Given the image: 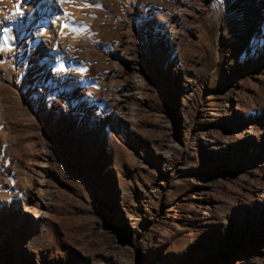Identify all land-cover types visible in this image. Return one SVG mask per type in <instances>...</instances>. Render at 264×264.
Returning a JSON list of instances; mask_svg holds the SVG:
<instances>
[{
	"label": "rangeland",
	"instance_id": "1",
	"mask_svg": "<svg viewBox=\"0 0 264 264\" xmlns=\"http://www.w3.org/2000/svg\"><path fill=\"white\" fill-rule=\"evenodd\" d=\"M84 1L71 6L85 25L65 34L91 41L104 78L73 89L70 104L60 96L57 117L35 129L27 121L47 110L48 98L31 109L28 100L44 87L33 81L39 72L25 57L26 38L18 46L16 30L0 39V84L13 54L10 77L25 93L14 87L6 109L0 106V264H264V199L255 192L264 111L256 112L262 141L199 146L210 126L226 124V94L238 92L233 105L253 112V76L264 75V49L250 55L234 48L245 31L237 0L216 2L187 37L185 20L163 23L180 45L170 60L159 56L146 0H101L98 8ZM16 49L24 52L17 59ZM137 74L146 86H134ZM84 94L97 100L80 103ZM88 115L104 120L89 157L68 143L70 130L92 122Z\"/></svg>",
	"mask_w": 264,
	"mask_h": 264
},
{
	"label": "bare ground",
	"instance_id": "2",
	"mask_svg": "<svg viewBox=\"0 0 264 264\" xmlns=\"http://www.w3.org/2000/svg\"><path fill=\"white\" fill-rule=\"evenodd\" d=\"M74 1L76 3L77 1L78 3L86 2L84 0ZM92 2H94L96 8H98L96 5L103 6L101 0H92ZM145 2L144 9L150 8L149 15L154 18L156 23L157 29L153 31V35L156 36L157 34V39L160 45L162 44V47H160L162 50L158 52L159 56L170 60L177 56V49L180 48V45L175 44L169 38L170 33L166 27L168 25L167 22L170 20L176 22L185 20L188 25L185 28L183 27L182 36H190L195 30L192 25L193 22H197L200 16H207L212 13L216 9V2L226 6L227 0H146ZM237 3L240 5L238 14L244 19L245 31L243 36L234 37V48L237 51H244L243 54L258 55L264 49V0H237ZM71 4H73L72 0H63V2L62 0H0V39L10 34L15 35L16 30L19 33L18 46L24 42L23 37L26 38L25 57L27 60H31V69L39 72L38 77L35 75L33 81H37L44 87V89L36 91L37 99L31 98L28 100L31 109L32 107L40 109L43 106L41 100L48 98L46 101L47 110H39L34 116L29 117L27 121V128L29 129H35L39 126L38 121L44 122L50 117H57L59 110L57 109L56 100L60 99V96H63L64 100L70 104V102L72 103L70 94L73 89L85 90L86 85H96L98 80L104 78L103 68L105 62L98 53L95 56L96 58H92L93 56L90 53L91 41L89 42L87 38L85 40L66 37V30L85 25L80 16L81 12L73 10L74 8L72 7L74 5L71 6ZM144 13L147 14V12ZM89 19L90 17L87 20ZM163 23H167V25L164 26ZM105 37H103L104 42L108 40ZM119 38L120 34L117 35L116 40ZM22 48L23 46L21 50H24ZM112 48L115 49L114 47ZM20 52L16 49V59L24 53L20 54ZM12 61L13 54L10 55V61L6 62L1 71L5 74L2 77L6 79L5 84H0V106L3 109H6L7 106V94H15L12 91L14 87H16V93L18 91L24 93L21 86L17 85L10 77ZM58 69H61V72H58ZM76 70H79L82 75L75 74ZM140 75H135L133 80L136 88L147 85L146 80ZM251 90V109L253 110L251 113L247 112L243 102V104L237 102L236 105L231 102L232 94L234 93V97H237L238 92L232 91L224 96L222 106L227 118L226 124L210 126L205 131L204 136L206 137L199 141L201 148L206 149L218 145L221 149H227L234 144L237 147H243L254 140H261L256 112L260 111L263 114L264 111V105L262 104L264 96L263 74L257 73L253 76ZM88 94L81 95L79 102L89 104L97 100L95 97L90 98ZM138 98H141V96L139 95ZM59 109L63 108L59 107ZM88 116L92 122L89 125H82L80 128L70 130L68 132V143L75 152H81L84 156L89 157L92 156L91 147H94L95 143H98L101 135H103L102 125L104 120L99 117L94 118L92 115ZM97 122L99 127L96 125ZM186 150L187 158L197 160L196 151ZM61 158V156L56 154H52L51 157V162L57 165L60 170L63 169ZM255 192L258 199H264V169L263 175L255 186ZM237 223H240L239 219H237Z\"/></svg>",
	"mask_w": 264,
	"mask_h": 264
},
{
	"label": "snow or ice",
	"instance_id": "3",
	"mask_svg": "<svg viewBox=\"0 0 264 264\" xmlns=\"http://www.w3.org/2000/svg\"><path fill=\"white\" fill-rule=\"evenodd\" d=\"M62 2H63V0H62ZM97 7H99L100 5H96Z\"/></svg>",
	"mask_w": 264,
	"mask_h": 264
}]
</instances>
